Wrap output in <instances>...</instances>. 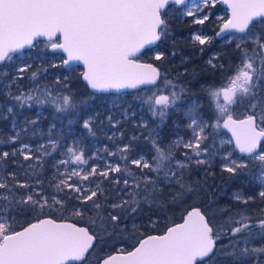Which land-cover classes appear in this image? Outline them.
I'll return each instance as SVG.
<instances>
[{
    "label": "snow or ice",
    "instance_id": "snow-or-ice-1",
    "mask_svg": "<svg viewBox=\"0 0 264 264\" xmlns=\"http://www.w3.org/2000/svg\"><path fill=\"white\" fill-rule=\"evenodd\" d=\"M218 3L226 4L230 14L226 19L217 17L222 23L215 38L235 46L238 63L230 66L231 74L219 86L203 90L209 101L205 109L197 93L162 76L153 64L139 62L138 54L170 38L174 16L204 25ZM40 38H46L53 51L66 53L61 66L82 62L81 75L91 90L86 97L73 92L67 76L56 77L52 84L38 80L47 69L32 71L34 57L26 50L35 49ZM212 39L194 36L200 45ZM163 55L157 51L155 60ZM218 59L214 54L207 63L223 69V64L214 63ZM0 68L7 69L0 72L4 110L0 119L10 115L14 132L7 140L0 139V144L13 146L11 151H0V264H88L93 253L95 264H264V243H257L264 241V214L238 211L218 224L199 205L186 209L182 222L167 226L162 234L134 235L131 251L115 243L114 251H104L108 241L123 238L129 223L133 233L138 232L137 216L145 205L163 212L199 196L201 183H188L185 177L193 168L209 174L217 158L221 172L230 177L258 180V196L264 201V0H0ZM26 78L29 83L22 84ZM140 86L155 88L137 99L159 123L150 127L151 121L141 117L134 121L139 135L124 142L125 133L118 126L135 113L123 107L127 101L121 97L109 101L102 94ZM118 101L119 116L111 110ZM109 103L111 108L101 118L96 109L108 108ZM46 106L54 110V122L46 133L41 131L44 142L34 147L23 134L39 127L43 112L21 122L19 109ZM236 109L242 114L234 117ZM170 113L183 114L189 134L178 135L162 148L160 127ZM105 120L113 132L108 140L119 133L121 142L116 151L103 148L113 159L101 157V166L95 163L100 150L89 153L83 135H76L71 125L79 124L82 134L95 137ZM223 130L230 137L221 138ZM140 136L155 152L151 159L134 143ZM9 160L18 165L16 169L3 168ZM49 163L52 176L46 179L42 170ZM177 186L170 202L165 189L171 192ZM234 199L247 205L254 197L236 193ZM64 212L81 218L94 213L89 222L95 228L68 222ZM21 216L29 219L17 230ZM155 223L149 216L141 226Z\"/></svg>",
    "mask_w": 264,
    "mask_h": 264
},
{
    "label": "trees",
    "instance_id": "trees-1",
    "mask_svg": "<svg viewBox=\"0 0 264 264\" xmlns=\"http://www.w3.org/2000/svg\"><path fill=\"white\" fill-rule=\"evenodd\" d=\"M218 3L215 6V10L211 13V20L206 22L204 25H201L202 30H205L206 33L213 34V39L210 43L205 45H200L198 42L193 40L192 33L200 28V25L192 23L191 17H173L170 20V38L164 43H159L157 49L161 50L164 53L163 58L159 61L155 60L153 54V49H146L143 52L139 59L154 63L159 69L162 76L166 75L168 79L173 80L178 84L188 90L189 93H197L200 103H202L205 109L209 108V101L207 100V94L203 90L209 87L210 85L219 86L220 81L224 79L225 76L230 75L231 72L228 71L230 66H235L238 63L237 53L234 50V45H226L223 40L215 38V32L218 30L219 25L221 24L219 20L214 19L213 14L220 8ZM203 49V50H201ZM31 56L34 57V60L30 61L33 63L32 71H35L37 68L47 69L46 72H41L38 74V80L43 84H52L56 77L63 78L67 76L69 78L68 83L73 92L87 96L91 91L87 88L86 82L83 81L82 73L83 68L71 67L65 68L61 66L63 59L54 60L53 55L57 54V51H53L47 44V41H40L35 49L27 50ZM219 54L218 61L214 63H221L224 65V68H212L208 65L207 61L214 55ZM55 64L57 67H52ZM74 69V70H73ZM6 68H0V72L6 71ZM29 81L26 78L22 84H28ZM143 89L126 92L122 94H102L107 96L108 100L111 101L117 97H121L122 100L127 101L123 104V107L129 109L130 113H135L134 116L129 115L128 119L124 121L121 127V131L125 133L124 142H127L133 134L139 135L141 132L140 129L134 127V121H138L141 117L151 121L150 127L155 126L159 123V118H153L148 113L146 107L141 105V101L137 97H143ZM0 102H3V98H0ZM120 102H117V107L111 109L113 112L117 113L119 116L120 111ZM184 107H187V103L184 104ZM111 108V103L108 104V108H97L96 111L103 113L107 112ZM3 109H0V112H3ZM21 115L17 117L18 121H23L25 117L36 118L37 112H43V116L40 121V125L36 129L29 128L26 134H23V139L25 142L31 143L34 147L44 142V138L40 135L41 131L47 132L50 122H54L53 118V109L51 107L37 108L32 109H19ZM87 116L94 113H82ZM242 114L241 109H236L233 113L234 116ZM61 115L63 114H56ZM122 118V117H120ZM65 123H67V118L65 117ZM12 117L9 115L6 120L0 119V139L7 140L9 135L14 134L12 127ZM82 123V122H81ZM188 121L183 117L182 113H170L168 119L160 127V138L159 143L162 148H166L172 140L176 139L177 136L187 137L189 134L186 129V124ZM71 127L74 130L76 135H83L84 142L86 147L91 152L101 153L106 155L103 152L101 147H98L101 144H106V146L111 151H116V145L121 142V138L117 133L116 138L112 141L108 140V136L113 134L112 130H108L107 121L105 120L102 130L97 132L95 137H88L86 133L82 134L80 131L79 124H73ZM33 131L36 135H33ZM229 137V133L225 130L222 131V137ZM221 137V138H222ZM138 145L141 153L147 155L149 159L152 156H155V152L151 150L150 143L146 142L143 139V136L134 142ZM219 143V141H217ZM18 146V145H17ZM12 145L7 143L0 144V151H11ZM229 149H231L229 147ZM54 156L59 158L58 153H54ZM179 155V153H177ZM236 155H240L238 152ZM20 162H23L22 157L15 158ZM93 161H89L91 164ZM96 162L99 159L95 160ZM26 163V162H24ZM17 164H13L9 160L6 164L3 165L5 170H12L17 168ZM131 170L136 172L135 166H132ZM43 175L46 179H50L52 176L51 164H47L46 167L42 170ZM99 179V178H97ZM186 182L192 183L199 181L203 186L200 195L192 199H186V202L183 204L176 203L172 204L170 207H166L163 212H157L156 208H151L147 205L143 207L142 214L137 216V226L138 232L133 233L131 228V223L128 224L129 231L124 233L123 238L117 239L115 241H108V247L115 243H120L122 241H128L132 244L135 243L133 236H139L140 233L150 234L156 230L164 231L167 226H171L173 223H178L182 221V215L186 214V209H190L193 205H199L203 208H207L209 215H212L216 219V223H222L229 215H232L238 211L246 212L249 215H261L264 214V201L258 196L259 191L261 190V185L258 180L249 178L247 175L243 177H230L228 173H223L220 170V161L219 158L214 162L209 174H205V171L201 169L193 168L191 173L186 175ZM179 191V187L172 189L169 192L168 189H165V195L167 199L171 202V195ZM239 193L241 196L247 198L248 196H253L254 199L250 201L247 205L242 204L234 199V194ZM71 204L77 203L76 201H71ZM223 209L224 211H219ZM154 212H157L156 215H153ZM60 215V213H56ZM63 215L78 224H83L89 227L90 230L95 228L89 222V217L94 216V213H87L84 217H75L71 216L69 212H64ZM152 216V219L156 221L154 225H148L147 227H142V224H147L148 217ZM27 217H18L17 218V228L23 227L26 224ZM257 243H264V241H257ZM252 264V262H249Z\"/></svg>",
    "mask_w": 264,
    "mask_h": 264
},
{
    "label": "rangeland",
    "instance_id": "rangeland-1",
    "mask_svg": "<svg viewBox=\"0 0 264 264\" xmlns=\"http://www.w3.org/2000/svg\"><path fill=\"white\" fill-rule=\"evenodd\" d=\"M219 4H220V3H219ZM220 6H221V7H220L218 10H216V12L213 14V17H214V19H216V20H218L217 17H222V18L226 19V18L229 16L228 8L222 6L221 4H220ZM213 10H215V9H214V8L211 9L210 12L212 13ZM191 19H192V18H191ZM219 21H220V23H222L221 20H219ZM196 34H205V35H208V36H211V37L214 36L213 34L206 33L205 30H202L201 25H200V28H199V29H197L196 31H194V32L192 33V38H193V40H194V36H195ZM196 42H197V41H196ZM38 44H39V43H38ZM38 44H37V45H38ZM26 51H27V50H26ZM157 51H161V50L157 49V47L153 48V54H154V56H155V54H156ZM52 58H53L54 60L65 59V56H64L62 53H59V52H58L57 54L53 55ZM148 88H152V90H155V88H154L153 86H151V87H147V88H144V89L142 90L144 96L150 94V93L148 92V90H147ZM118 134H119V133H118ZM229 137H230V136H229ZM222 138L227 139L228 137L223 136ZM105 146H106V144H101V145H99L98 147H101V148L103 149ZM229 150H231V149H229ZM143 154H144V153H143ZM240 155H241V154H240ZM101 157H103V158H105V159H113V158H111V157H107L106 155H103V154H101V153H98L96 159H99V161H102V162H96V163L100 164L101 166H103V160L101 159ZM93 261H95V258H94ZM93 261L90 262L89 264H92Z\"/></svg>",
    "mask_w": 264,
    "mask_h": 264
},
{
    "label": "flooded vegetation",
    "instance_id": "flooded-vegetation-1",
    "mask_svg": "<svg viewBox=\"0 0 264 264\" xmlns=\"http://www.w3.org/2000/svg\"><path fill=\"white\" fill-rule=\"evenodd\" d=\"M68 222L76 223V222H74L72 220H68ZM176 223H178V220L176 221ZM76 224H77L78 227H87L86 225H83V224H78V223H76ZM25 226H27V225H25ZM17 230H20V228H17ZM164 231L156 230L155 232L150 233V234H162ZM115 244H116V247H123L126 251H131L132 247L134 245V244H132L131 242H128V241H122L120 243H115ZM99 247H103V245H98V248ZM104 251H105V253H108V252L114 251V249L112 247H110V248H106L105 247ZM95 256H96V253H93V255L91 257H89L88 264L94 260ZM70 264H80V262L79 261H72V262H70ZM92 264H95V261H93Z\"/></svg>",
    "mask_w": 264,
    "mask_h": 264
},
{
    "label": "water",
    "instance_id": "water-1",
    "mask_svg": "<svg viewBox=\"0 0 264 264\" xmlns=\"http://www.w3.org/2000/svg\"><path fill=\"white\" fill-rule=\"evenodd\" d=\"M220 4H221L222 6H224V7L227 8V5H226V4H223V3H220ZM228 12H229V14H230L229 9H228ZM40 41H46V38H40ZM158 44H159V43H157L156 45H152V46H146L145 49H142V50H141V53H139L138 56H140L143 52H145L146 49H153V48L157 47ZM56 51L59 52V53H62V54L65 56V58H66V53H63V52H61V51H59V50H56ZM139 62H141V63H151V64H153V66L157 67V66H156L154 63H152V62H147V61H144V60H141V59H139ZM78 66H80V67L83 68V72L85 71V68H84L82 62H75L71 67H78ZM158 69H159V68H158ZM159 71H160V69H159ZM147 87H151V86H140V88H138V89H124V90H121V92H115V91H113V92H111V93L122 94V93L131 92V91H135V90H139V89H144V88H147ZM234 117H235V116H234ZM225 131L227 132V130H225ZM229 135H231V134L229 133ZM181 222H182V221H181ZM181 222H179V223H181Z\"/></svg>",
    "mask_w": 264,
    "mask_h": 264
}]
</instances>
